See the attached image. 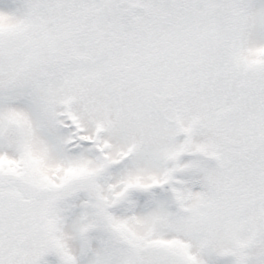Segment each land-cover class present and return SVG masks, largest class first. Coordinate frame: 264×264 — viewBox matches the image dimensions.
<instances>
[{
	"label": "snow or ice",
	"instance_id": "snow-or-ice-1",
	"mask_svg": "<svg viewBox=\"0 0 264 264\" xmlns=\"http://www.w3.org/2000/svg\"><path fill=\"white\" fill-rule=\"evenodd\" d=\"M0 264H264V0H0Z\"/></svg>",
	"mask_w": 264,
	"mask_h": 264
}]
</instances>
